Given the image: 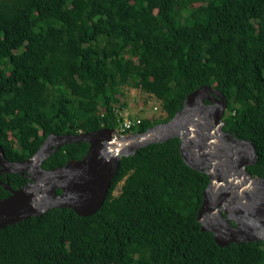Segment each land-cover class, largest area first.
Masks as SVG:
<instances>
[{
  "label": "trees",
  "instance_id": "1",
  "mask_svg": "<svg viewBox=\"0 0 264 264\" xmlns=\"http://www.w3.org/2000/svg\"><path fill=\"white\" fill-rule=\"evenodd\" d=\"M203 85L225 95L223 129L254 143L247 170L264 177V0H0V146L10 161L31 157L49 134L120 127L123 86L165 113L126 134L168 121ZM87 148L66 143L42 167ZM0 179L13 189L28 181ZM208 182L184 162L179 138L151 143L121 157L95 213L54 207L1 228L0 264H264V241L219 246L201 230Z\"/></svg>",
  "mask_w": 264,
  "mask_h": 264
},
{
  "label": "water",
  "instance_id": "2",
  "mask_svg": "<svg viewBox=\"0 0 264 264\" xmlns=\"http://www.w3.org/2000/svg\"><path fill=\"white\" fill-rule=\"evenodd\" d=\"M204 98L210 101L208 106L202 104ZM226 107L222 91L203 85L185 97L182 108L168 121L142 132L117 136L115 128L103 127L49 134L31 157L18 161H9L0 146V173L16 172L28 179L16 189L0 180L10 192L0 198V229L54 207H69L81 216L95 213L106 198L121 157L177 137L184 162L209 176L197 212L201 230L212 232L219 246L264 241V177L247 170L257 161L256 148L251 140L222 130ZM77 141L88 143L79 160L51 169L42 167L55 150Z\"/></svg>",
  "mask_w": 264,
  "mask_h": 264
},
{
  "label": "rangeland",
  "instance_id": "3",
  "mask_svg": "<svg viewBox=\"0 0 264 264\" xmlns=\"http://www.w3.org/2000/svg\"><path fill=\"white\" fill-rule=\"evenodd\" d=\"M120 94H117L115 106L120 109V114L125 119L138 121L141 118H160L165 115L161 109L160 101L151 94L136 87L123 86ZM124 103L123 106L121 104ZM115 134V133H114ZM117 136L123 135L122 128H116ZM120 184L117 185L114 194L119 192Z\"/></svg>",
  "mask_w": 264,
  "mask_h": 264
},
{
  "label": "flooded vegetation",
  "instance_id": "4",
  "mask_svg": "<svg viewBox=\"0 0 264 264\" xmlns=\"http://www.w3.org/2000/svg\"><path fill=\"white\" fill-rule=\"evenodd\" d=\"M205 100V101H204ZM204 100H203V102H202V104L204 105V106H208L209 104H210V101L207 99V98H204ZM225 112H226V110H225ZM225 112H224V115H225ZM224 117V116H223ZM213 118V117H212ZM222 130H224L223 129V127H222ZM10 161V160H9ZM8 173H10V172H1L0 173V178H1V176L2 175H7ZM14 173H16V172H14ZM20 174V173H19ZM25 177V176H24ZM1 180V179H0ZM2 181V180H1ZM2 183H5V182H3L2 181ZM1 184V183H0ZM26 184V183H25ZM2 185V184H1ZM3 186V185H2ZM12 188V187H11ZM13 189V188H12ZM9 191V190H8ZM9 194H10V192H9ZM8 196V195H7ZM230 224H232V225H234V222L233 221H230Z\"/></svg>",
  "mask_w": 264,
  "mask_h": 264
},
{
  "label": "built area",
  "instance_id": "5",
  "mask_svg": "<svg viewBox=\"0 0 264 264\" xmlns=\"http://www.w3.org/2000/svg\"><path fill=\"white\" fill-rule=\"evenodd\" d=\"M138 121H136V122H138ZM131 123H132V120L131 119H125L123 121L122 125H121V128L122 129H126V128H128L131 125Z\"/></svg>",
  "mask_w": 264,
  "mask_h": 264
},
{
  "label": "clouds",
  "instance_id": "6",
  "mask_svg": "<svg viewBox=\"0 0 264 264\" xmlns=\"http://www.w3.org/2000/svg\"><path fill=\"white\" fill-rule=\"evenodd\" d=\"M123 121H124V118H123ZM135 122H136V121H132L131 125L134 124ZM122 123H123V122H122ZM122 123L120 124V127H121ZM136 123H137V122H136ZM129 127H130V126H129ZM129 127H128V128H129ZM115 129H116V128H115ZM126 129H127V128H126ZM122 130H124V129H122ZM126 134H127V133H126Z\"/></svg>",
  "mask_w": 264,
  "mask_h": 264
},
{
  "label": "bare ground",
  "instance_id": "7",
  "mask_svg": "<svg viewBox=\"0 0 264 264\" xmlns=\"http://www.w3.org/2000/svg\"><path fill=\"white\" fill-rule=\"evenodd\" d=\"M205 101V100H204Z\"/></svg>",
  "mask_w": 264,
  "mask_h": 264
}]
</instances>
